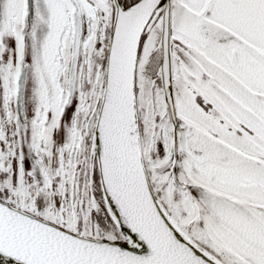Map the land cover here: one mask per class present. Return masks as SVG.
<instances>
[{"label":"snow or ice","instance_id":"1","mask_svg":"<svg viewBox=\"0 0 264 264\" xmlns=\"http://www.w3.org/2000/svg\"><path fill=\"white\" fill-rule=\"evenodd\" d=\"M0 264H264V0H0Z\"/></svg>","mask_w":264,"mask_h":264}]
</instances>
